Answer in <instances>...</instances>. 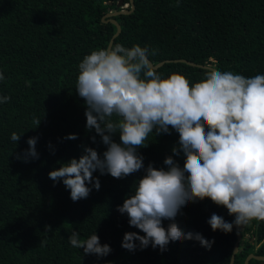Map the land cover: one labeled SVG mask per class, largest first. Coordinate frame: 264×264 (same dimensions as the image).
Returning a JSON list of instances; mask_svg holds the SVG:
<instances>
[{
  "label": "trees",
  "instance_id": "16d2710c",
  "mask_svg": "<svg viewBox=\"0 0 264 264\" xmlns=\"http://www.w3.org/2000/svg\"><path fill=\"white\" fill-rule=\"evenodd\" d=\"M119 0H0V264H229L236 228L213 231L208 220L216 213L234 220L225 207L210 199L189 203L175 222L185 233H201L215 243L207 249L198 241L170 242L167 249L149 245L129 251L122 247L126 232L144 233L129 225L117 211L144 169L123 179L100 175L101 187L86 199L73 202L63 181L49 172L83 154L84 146L101 156L106 145L86 128L85 101L75 91L78 65L85 55L104 48L116 30L104 13L119 9ZM129 3V0H122ZM134 9L113 17L120 32L112 44H139L149 58H186L210 63L221 71L246 77L264 74V0H133ZM155 51V55L151 53ZM167 77L183 73L192 81L203 79L208 68L184 61H165L157 67ZM34 118L41 119L38 128ZM36 128V129H35ZM13 132L21 136L13 142ZM77 134V139H66ZM96 136L95 142L91 137ZM30 137H38L39 159L25 162ZM114 140L119 142V134ZM178 133L149 134L138 153L144 166L166 168ZM183 166L184 157H174ZM91 187V185H89ZM167 227L170 221L165 220ZM74 231L81 239L96 234L111 246L104 257L84 255L73 248ZM139 245V241H136ZM264 255V222L253 220L241 231L233 264H243L248 253ZM248 264H264L251 257Z\"/></svg>",
  "mask_w": 264,
  "mask_h": 264
},
{
  "label": "clouds",
  "instance_id": "9594fccd",
  "mask_svg": "<svg viewBox=\"0 0 264 264\" xmlns=\"http://www.w3.org/2000/svg\"><path fill=\"white\" fill-rule=\"evenodd\" d=\"M149 55V49L139 44L110 43L83 57L75 91L85 101L87 130L101 137L106 150L101 156L84 146L79 158L50 171L49 178L62 180L77 202L88 198L93 188L100 189V179L94 177L97 171L123 179L144 169L132 194L117 206L127 214L129 225L144 235L126 232L122 247L136 251L151 245L164 251L170 242L186 239L210 250L214 239L185 233L175 222L189 203L210 199L235 217L228 222L213 213L208 220L213 231L231 233L253 220L264 222V74L246 77L210 67L203 79L192 82L183 73L162 76ZM4 79L0 71V81ZM10 99L0 96V103ZM41 121L33 119L36 128ZM171 130L179 139L173 155L163 162L167 167L157 169L149 163L145 168L138 149L149 134L170 135ZM115 134L119 142L113 139ZM21 136L13 132L10 139L18 142ZM66 139L75 140L77 134ZM91 139L95 142L96 136ZM37 141L38 137H30L29 149L17 159H39ZM181 154L183 166L174 159ZM165 220L170 221L167 227ZM68 239L84 255L104 257L112 251L96 232L81 239L74 231Z\"/></svg>",
  "mask_w": 264,
  "mask_h": 264
},
{
  "label": "water",
  "instance_id": "95a60500",
  "mask_svg": "<svg viewBox=\"0 0 264 264\" xmlns=\"http://www.w3.org/2000/svg\"><path fill=\"white\" fill-rule=\"evenodd\" d=\"M117 6H119L120 8L108 11V12L104 13L103 16L101 17L104 21L109 20L112 23H114L115 26H116V30L112 34L111 38L109 39L108 45L110 43L112 44L113 38L120 32V29H121L120 23L113 16L118 14V13H125V12L132 11L134 9V2H133V0H129V3H123L122 0H119L117 2ZM165 61H184V62H186L188 64L196 65V66H200V67H204V68H210V67L217 68V67H215L214 65H212L210 63H197V62H194V61H192L190 59H186V58L162 59V60L157 61L154 64H155L156 67H158V66L162 65ZM242 230H243V227H241L239 229H236V241L234 242V245H233L232 254H231L230 259H229V264H233L234 253L239 249V242L241 240V231ZM251 257L260 259L262 261L264 260V255H258V254H255L253 252H250L245 257L243 264H248V261H249V259Z\"/></svg>",
  "mask_w": 264,
  "mask_h": 264
}]
</instances>
